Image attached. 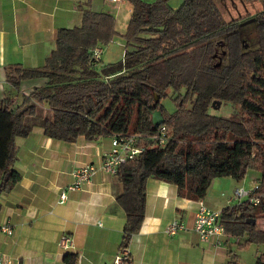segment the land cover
Listing matches in <instances>:
<instances>
[{
    "label": "trees",
    "instance_id": "1",
    "mask_svg": "<svg viewBox=\"0 0 264 264\" xmlns=\"http://www.w3.org/2000/svg\"><path fill=\"white\" fill-rule=\"evenodd\" d=\"M127 1L131 11L123 33L111 13L83 10L79 25L57 29L54 49L42 66L15 64L6 71L15 88L26 79L42 84L20 105L13 106L10 98L0 101V194L20 181L13 167L15 139L30 134L29 119L43 109L49 114L41 127L51 139L140 135L137 145L143 151L121 162L115 173L121 185L115 203L125 213L117 250L121 264H133L123 250L143 223L149 178L174 185L178 197L204 202L214 178L240 182L253 170L260 177L252 195L264 193V0H183L177 7L168 0ZM256 1L261 9L251 13L247 5ZM245 22H254L249 37L257 38V47L240 36ZM116 36L123 38L122 57L104 63L101 52L96 59L94 48L102 49ZM167 97L173 111L162 103ZM223 106L230 111L210 112ZM154 110L161 111L168 130L164 144L149 138L159 126L151 123ZM228 200L234 203L222 208L204 202L221 210L228 234L221 245L231 237L243 239L238 246L263 243L264 203L250 208L233 195ZM77 261L76 253L64 255V264ZM226 264L241 263L230 258ZM253 264H264V252Z\"/></svg>",
    "mask_w": 264,
    "mask_h": 264
},
{
    "label": "crops",
    "instance_id": "2",
    "mask_svg": "<svg viewBox=\"0 0 264 264\" xmlns=\"http://www.w3.org/2000/svg\"><path fill=\"white\" fill-rule=\"evenodd\" d=\"M90 4L86 0H0V101L10 98L13 106L20 105L34 86L42 84L41 79H26L15 88L6 81V71L15 64L42 66L54 49L57 29L77 25ZM46 113L43 109L38 120L33 118L27 137L15 139L13 167L21 179L10 192L0 194V222L13 231L11 235L0 232V256H11L19 264H64L66 253H76L77 264H113L125 220L115 203L121 189L115 175L99 171L90 182L66 189L74 181L75 169L99 164L110 150V136L93 140L79 136L70 142L51 139L41 127ZM259 177L258 171L251 172L242 183L253 186ZM238 183L230 177L214 178L204 202L212 208L224 207L230 198L226 192ZM62 190L66 200L61 203ZM146 195L141 228L123 250L133 264H226L230 258L254 263L258 252L251 262L235 252L239 238L226 239L221 246L202 243L192 229L197 202L178 197L174 185L149 178ZM175 218L183 220L187 229L169 235L165 226ZM65 237L71 240L68 250L60 247Z\"/></svg>",
    "mask_w": 264,
    "mask_h": 264
},
{
    "label": "built area",
    "instance_id": "3",
    "mask_svg": "<svg viewBox=\"0 0 264 264\" xmlns=\"http://www.w3.org/2000/svg\"><path fill=\"white\" fill-rule=\"evenodd\" d=\"M101 52L102 49L100 47L94 48V57L98 59ZM167 132V128L160 124L157 132L150 135L149 138L153 141L157 140L160 144H164L168 137ZM139 136L137 134L112 135L110 138V150L101 158L99 164L88 163L75 169L72 173L74 181L66 189L74 190L79 188L84 183L90 182L91 178L99 171L104 174L115 175L116 169L121 162L133 159L143 151L144 148L141 145H137ZM256 188L257 183H254L249 189L238 186L234 188L232 195L234 199L243 203L245 206L250 208L257 207L264 203V193L252 195V192ZM65 200L66 190H62L59 195V202L62 203ZM196 202L197 209L194 214L192 229L202 243L220 246L223 240H225V237H228L221 223V210H214L207 207L201 199L196 200ZM186 229L187 225L178 219H172L165 226V232L169 235ZM0 232L11 235L13 231L9 225L0 222ZM64 239L66 243L63 248H69L71 246L70 238L65 237ZM121 258L120 256L115 257L116 264H121ZM0 264H19V262L11 256L1 255Z\"/></svg>",
    "mask_w": 264,
    "mask_h": 264
},
{
    "label": "rangeland",
    "instance_id": "4",
    "mask_svg": "<svg viewBox=\"0 0 264 264\" xmlns=\"http://www.w3.org/2000/svg\"><path fill=\"white\" fill-rule=\"evenodd\" d=\"M149 1H154V0H149ZM183 0H168V3L172 6V7H177L178 5H180V3ZM114 2H117L114 3ZM91 4L88 6V9L90 10H96V11H107L109 13H111L114 18H115V22H116V30L119 33H123L125 31V27L127 24V21L129 19L130 16V11H131V5L129 4V2L127 0H116V1H112V0H91L90 2ZM237 8H239L240 11H242L243 8L241 5H237ZM247 9L253 13L259 9H261L259 2H253V3H249L247 5ZM80 22L77 24L79 25ZM254 29V22H245L243 25H241L238 30L240 32V36L242 37V39H246L248 41V44L250 45V47H257L258 42H257V38L253 35L252 37H249L251 35L252 30ZM123 38L121 36H116L108 45L106 46H102V54H101V58L102 61L104 63L107 62H114L119 60L122 57L123 54V50H124V46H123ZM23 84H26V81L23 82ZM163 105L165 106V108L168 111H173L174 109V105L171 101V99L169 97H167L166 99H164L162 101ZM230 111L229 106H223L219 109H214L212 108L210 110V112L212 113H217V114H226ZM40 118V116H38L37 120ZM30 121L35 119L30 118ZM88 164V163H87ZM85 165V164H84ZM83 165V166H84ZM251 172L254 173L253 170L248 171L247 173V177H250ZM217 179H219V177H216ZM245 180V179H244ZM249 180V179H248ZM243 181H240L238 183L239 187H244L249 189L252 185L248 186H244ZM218 187L215 184L214 191L216 192L218 190ZM223 190H220L219 193H221ZM227 195L229 197H231L232 195V191L231 192H226ZM218 201V200H216ZM234 201L228 203V204H233ZM227 204V205H228ZM226 206V205H224ZM119 208V207H118ZM120 209V208H119ZM241 241H243V239H241ZM66 240L63 239L60 242V247L63 248V246H65ZM235 248V252L237 253L238 256L243 257L244 258V262L247 261H252V254H254L255 252H264V242L261 244H255V243H247L246 245L243 246H238L236 245ZM69 248H66V250H68ZM63 250V249H62ZM116 257V256H115ZM113 264H116L115 262V258L113 259Z\"/></svg>",
    "mask_w": 264,
    "mask_h": 264
},
{
    "label": "water",
    "instance_id": "5",
    "mask_svg": "<svg viewBox=\"0 0 264 264\" xmlns=\"http://www.w3.org/2000/svg\"><path fill=\"white\" fill-rule=\"evenodd\" d=\"M249 21H252L251 19ZM156 101H158V96H155ZM219 104L215 105V103L213 102V107L214 108H218ZM151 123L153 124V126L157 127L158 125L163 123V117H162V113L160 110H154L151 111Z\"/></svg>",
    "mask_w": 264,
    "mask_h": 264
}]
</instances>
